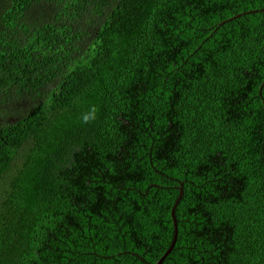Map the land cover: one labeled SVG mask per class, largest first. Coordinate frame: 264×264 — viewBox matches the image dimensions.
<instances>
[{"label": "trees", "instance_id": "1", "mask_svg": "<svg viewBox=\"0 0 264 264\" xmlns=\"http://www.w3.org/2000/svg\"><path fill=\"white\" fill-rule=\"evenodd\" d=\"M264 264V0H0V264Z\"/></svg>", "mask_w": 264, "mask_h": 264}, {"label": "water", "instance_id": "2", "mask_svg": "<svg viewBox=\"0 0 264 264\" xmlns=\"http://www.w3.org/2000/svg\"><path fill=\"white\" fill-rule=\"evenodd\" d=\"M181 194H182V190H181V187H179V196L176 199L174 205L172 206L171 212H170L171 219H172V225H173V239H172V242H171L169 248L164 252V255L162 257H160V259L155 264H160L162 262L163 258L166 256L167 253L170 252L173 244L175 243V239H176V235H177V228H176V222H175V218H174V208L177 205V203L179 202Z\"/></svg>", "mask_w": 264, "mask_h": 264}, {"label": "clouds", "instance_id": "3", "mask_svg": "<svg viewBox=\"0 0 264 264\" xmlns=\"http://www.w3.org/2000/svg\"><path fill=\"white\" fill-rule=\"evenodd\" d=\"M176 228H177V227H176ZM171 242H172V241H171ZM173 246H174V244H173ZM173 246H172V247H173ZM168 248H169V247H168Z\"/></svg>", "mask_w": 264, "mask_h": 264}]
</instances>
